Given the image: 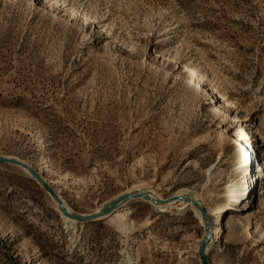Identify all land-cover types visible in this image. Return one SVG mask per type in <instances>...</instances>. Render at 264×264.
Returning a JSON list of instances; mask_svg holds the SVG:
<instances>
[{
    "label": "rangeland",
    "instance_id": "rangeland-1",
    "mask_svg": "<svg viewBox=\"0 0 264 264\" xmlns=\"http://www.w3.org/2000/svg\"><path fill=\"white\" fill-rule=\"evenodd\" d=\"M238 137L255 146L248 174ZM0 155L80 214L186 190L211 264H264V0H0ZM187 203L69 222L0 162V264H202Z\"/></svg>",
    "mask_w": 264,
    "mask_h": 264
},
{
    "label": "water",
    "instance_id": "water-1",
    "mask_svg": "<svg viewBox=\"0 0 264 264\" xmlns=\"http://www.w3.org/2000/svg\"><path fill=\"white\" fill-rule=\"evenodd\" d=\"M0 162L2 163H11L15 164L17 166L23 167L27 170V172L33 176L41 185L42 187L53 197V199L58 204L59 210L61 213H63L65 216L69 217L70 219L75 220V222H89V221H95L98 219H101L111 213H113L117 208L123 206L128 201L132 199L137 198H143L144 200L155 202L158 204H165L172 200H181L185 202H189L193 204L203 215V218L205 220V230L206 233L201 238V242L199 244V257L202 264H211L209 254H208V244L211 240V228L209 224V216L206 212L205 207L200 202L196 201L191 197L190 195H179V196H171L165 200H162L160 198H156L152 196L149 192L141 189H136L133 191H127L118 197L114 198L113 200L107 202L103 207H101L98 211L86 213V214H80L75 212H69L65 204L63 203L62 199L57 195L56 191L51 187V185L44 179V177L36 170L34 169L28 162L15 158V157H9L0 155Z\"/></svg>",
    "mask_w": 264,
    "mask_h": 264
},
{
    "label": "bare ground",
    "instance_id": "bare-ground-1",
    "mask_svg": "<svg viewBox=\"0 0 264 264\" xmlns=\"http://www.w3.org/2000/svg\"><path fill=\"white\" fill-rule=\"evenodd\" d=\"M192 71V74H193V76L194 77H196L197 78V80L199 81V83H202V76H201V74L197 71V70H194V69H192L191 70ZM231 135V134H230ZM237 141L240 143V148H241V152H240V154H238V156H237V160H238V162L239 163H241L243 166H245L246 167V173L248 174V172L251 170V168H252V159L254 158L253 156V154H254V149H255V146H254V144L251 142V141H249L248 139H245V138H237ZM261 165V169H260V171L262 170V171H264V158L262 159V163L260 164ZM21 168H23V167H21ZM24 169V168H23ZM26 170V169H25ZM27 171V170H26ZM45 179V178H44ZM247 186H248V188L251 186V181H250V179H248L244 184H242V186L240 187V188H238V187H236V188H234V189H232L231 190V192H230V194H229V196H228V200L229 201H233V200H239L240 198H241V196L245 193L244 191L242 192V190H244V189H246L247 188ZM139 189H141V187H139ZM130 190V189H129ZM147 191V190H146ZM127 192V191H126ZM147 192H149L152 196H154L155 197V195L153 194V192L151 191V190H148ZM186 192V190H179V192H178V194H176L175 196H179V195H186V194H184ZM56 193H57V195H58V192L56 191ZM123 193H125V192H123ZM122 193V194H123ZM119 195H121V194H119ZM118 195V196H119ZM189 195V194H188ZM51 196V195H50ZM59 196V195H58ZM118 196H116V197H118ZM52 197V196H51ZM115 197V198H116ZM61 198V197H60ZM156 198H158V197H156ZM52 199H53V197H52ZM114 199V198H113ZM112 199V200H113ZM161 199V198H160ZM194 199V198H193ZM54 200V199H53ZM162 200H165V199H162ZM173 201V200H172ZM197 201V200H196ZM54 202H56L55 200H54ZM171 202V201H170ZM199 202V201H198ZM157 208H159L158 206H164V205H166L167 203H165V204H158V203H155V202H152ZM169 203V202H168ZM187 203V202H186ZM201 203V202H200ZM57 204V203H56ZM187 204H189V202L187 203ZM191 204V203H190ZM202 204V203H201ZM227 204H228V202H226V203H224V204H220V205H218V206H216V207H214L212 210H214L215 209V212L213 213H211V215L212 216H215V215H217L223 208H225V206H227ZM58 205V204H57ZM192 205V210L194 211V212H196V213H200V215L202 216V218H203V215L201 214V212L195 207V206H193V204H191ZM122 207V206H121ZM121 207H119V208H121ZM59 208V207H58ZM101 208V207H100ZM99 208V209H100ZM119 208H117L114 212H116ZM191 208V207H190ZM68 209V208H67ZM181 209H183V208H181ZM69 210V209H68ZM98 211V210H97ZM199 211V212H198ZM69 212H73V211H69ZM95 212V211H94ZM113 212V213H114ZM113 213H111V214H109V215H107V216H105V217H103V218H101V219H104V218H109L110 216H112L113 215ZM222 216H223V214L222 215H220V217H218V221H216V227L214 228L215 229V231H214V236H213V241L214 242H217V241H219L221 238H222V234H221V232H222V227H223V224H222ZM62 217H63V219L64 220H66V221H69V222H74L75 223V220H73V219H70L69 217H67V216H65L63 213H62ZM203 221H204V223H205V220H204V218H203ZM217 225H218V227H217Z\"/></svg>",
    "mask_w": 264,
    "mask_h": 264
}]
</instances>
